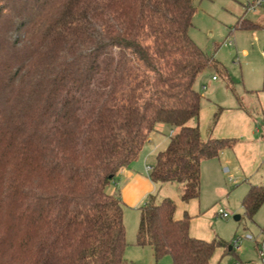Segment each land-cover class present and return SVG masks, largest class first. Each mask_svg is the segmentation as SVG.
I'll list each match as a JSON object with an SVG mask.
<instances>
[{
	"label": "trees",
	"instance_id": "16d2710c",
	"mask_svg": "<svg viewBox=\"0 0 264 264\" xmlns=\"http://www.w3.org/2000/svg\"><path fill=\"white\" fill-rule=\"evenodd\" d=\"M194 10L193 0H0V264H123L122 204L107 186L158 123L174 130L149 177L180 185L183 203L199 197L201 161L234 140L188 123L195 78L213 62L188 34ZM263 201L264 183L251 185L244 214ZM174 211L149 195L135 243L155 260L212 264L225 243L192 236L190 216Z\"/></svg>",
	"mask_w": 264,
	"mask_h": 264
},
{
	"label": "rangeland",
	"instance_id": "374dc122",
	"mask_svg": "<svg viewBox=\"0 0 264 264\" xmlns=\"http://www.w3.org/2000/svg\"><path fill=\"white\" fill-rule=\"evenodd\" d=\"M252 1L193 0L195 10L188 34L219 65V68L206 66L195 78L194 88L200 94V108L210 105L207 99L228 111L241 105L254 119L257 128L255 137L262 138L264 2L252 8ZM240 17L258 25L252 28H239L236 22ZM212 76H215L216 80H212ZM204 115L206 118L202 121ZM188 123L195 124V120L191 119ZM210 125L211 121L207 119L204 110L201 115V127L206 129ZM156 129L159 132L155 134L154 139L143 145L140 161L141 157H145L149 163L154 162V155L150 152L160 146L159 142L164 135L168 137L170 130H174L166 123H158ZM231 159V162L225 161L223 156L218 157V160L216 157L205 160L201 165L199 197L194 200L193 208L190 209L182 203L177 193V210L181 212L184 209L191 215L189 228L191 226L193 232L207 240L215 238L225 243L214 248L212 264H234L236 261L262 264L260 251L264 252V248L260 244V232L240 206L241 192L245 185L240 175L242 162L239 159L234 161ZM210 161L217 163V170ZM224 168H227V171H224ZM230 177L237 183H233ZM114 181L107 186L108 191L113 188ZM157 198L160 199L159 196ZM123 208L122 218L127 242L123 252V264H171L170 256L164 255L155 260L149 246H139L135 243L137 228L135 218L138 212L136 214V211L127 208L126 205ZM190 210L193 213H190ZM219 210L226 212L228 216L220 217ZM233 215H239L240 218L234 220ZM235 239L238 243L237 248L232 247ZM229 246L232 247V251H228Z\"/></svg>",
	"mask_w": 264,
	"mask_h": 264
},
{
	"label": "crops",
	"instance_id": "0c3cea01",
	"mask_svg": "<svg viewBox=\"0 0 264 264\" xmlns=\"http://www.w3.org/2000/svg\"><path fill=\"white\" fill-rule=\"evenodd\" d=\"M257 24V23H254ZM210 66H214L219 68L218 63L213 59V62ZM212 80H216L211 78ZM197 90V89H196ZM208 107H201L199 110L198 117L195 123L198 125L200 130V135L202 138L207 137H215V138H232L235 139L233 145L231 147L223 148L219 151L218 157L221 158L224 156L225 161H230L233 158V161L239 159L242 162L240 166L241 172V179L244 181V188L241 192V199L244 194L247 192L248 188L251 185H260L264 183V168L262 169V165L264 163V135L262 138H256L255 134L257 132V128L254 125V119L248 114V112L241 106L237 105L234 110L228 111L225 107L219 106L217 103H211L209 99ZM206 111L207 119L211 121L210 127L206 129H202L201 127V115L203 111ZM214 114H217V119L215 123H212V119ZM206 116L202 117V121H205ZM208 121V120H207ZM172 131V130H170ZM159 131L152 132L148 141L154 139L155 134ZM164 137H166L164 135ZM161 139L159 142L158 147L152 150L150 153L154 155V162H155V155L156 152L162 149L167 141L168 137L165 139ZM141 156V151L138 157L131 162L128 166L123 167L120 169L118 174L115 177V181L113 184V188L108 192L111 194L116 195L119 197L121 204H122V214L124 213L123 207L126 205L127 208L133 209L138 212V215L135 219H137V224L139 221V211L141 206L146 202L149 195H155L156 199L157 196L161 198L168 197L172 199L175 203V211H174V218L178 219L183 216L184 211L178 212L176 201L178 200V194L181 195V186L178 185L176 182H163V183H156L151 180L149 177V170L154 164V162L149 163L147 158L141 157V161L139 157ZM214 159V158H211ZM209 160V159H205ZM205 160L201 161L200 164V174H201V165ZM218 162V161H217ZM210 164L215 167V170L218 169L217 163L210 161ZM227 171V168L223 169ZM233 183H237V181L230 177ZM179 191V192H178ZM198 198L190 199L187 203H184L188 208L192 209L194 200ZM181 200V198H180ZM182 202V200H181ZM180 203V201H179ZM183 203V202H182ZM240 206L241 200H240ZM243 209V208H242ZM192 210H190V213ZM187 212V211H186ZM190 216L191 222V215L187 212ZM195 215V214H194ZM193 216V215H192ZM253 222L256 225L258 231L260 232L261 237V247L264 248V201L260 205V207L256 210L253 215ZM189 232L192 236L205 239L198 235L195 231L193 232L191 226L189 228ZM207 240V239H205ZM229 250L232 247H228ZM228 250V251H229ZM232 251V250H231ZM241 263H249V262H241Z\"/></svg>",
	"mask_w": 264,
	"mask_h": 264
},
{
	"label": "built area",
	"instance_id": "2783aa9c",
	"mask_svg": "<svg viewBox=\"0 0 264 264\" xmlns=\"http://www.w3.org/2000/svg\"><path fill=\"white\" fill-rule=\"evenodd\" d=\"M263 2H264V0H253L251 6H252V8H254L255 5H261ZM262 54L264 55V48L262 50ZM212 78L215 79V76H212ZM218 214L222 218H225L228 216V214L226 212L221 211V210L218 211ZM232 247H234V248L238 247L237 239H235L232 242ZM260 257H261L262 264H264V252L263 251H260ZM234 264H250V263H241V262L236 261Z\"/></svg>",
	"mask_w": 264,
	"mask_h": 264
},
{
	"label": "water",
	"instance_id": "95a60500",
	"mask_svg": "<svg viewBox=\"0 0 264 264\" xmlns=\"http://www.w3.org/2000/svg\"><path fill=\"white\" fill-rule=\"evenodd\" d=\"M239 217H240L239 215H233L234 220H238Z\"/></svg>",
	"mask_w": 264,
	"mask_h": 264
}]
</instances>
